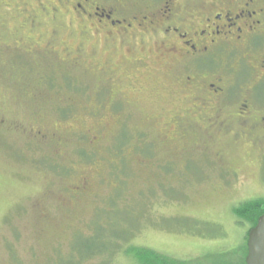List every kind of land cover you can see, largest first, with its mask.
Here are the masks:
<instances>
[{"label": "rangeland", "instance_id": "374dc122", "mask_svg": "<svg viewBox=\"0 0 264 264\" xmlns=\"http://www.w3.org/2000/svg\"><path fill=\"white\" fill-rule=\"evenodd\" d=\"M67 5L0 0V264H139L132 245L237 264L212 256L247 242L261 136L236 144L153 43L92 34Z\"/></svg>", "mask_w": 264, "mask_h": 264}, {"label": "flooded vegetation", "instance_id": "af4514ba", "mask_svg": "<svg viewBox=\"0 0 264 264\" xmlns=\"http://www.w3.org/2000/svg\"><path fill=\"white\" fill-rule=\"evenodd\" d=\"M61 1L92 34L134 40L141 52L146 40L153 43L160 63L168 61L184 69L185 85L204 91L198 99L201 104H216L214 120L234 130L236 144L242 134L261 136L256 148L262 158L264 0ZM212 59L218 66L215 81L203 82L204 87L194 84L195 78L209 74ZM179 120L186 125V120Z\"/></svg>", "mask_w": 264, "mask_h": 264}, {"label": "trees", "instance_id": "16d2710c", "mask_svg": "<svg viewBox=\"0 0 264 264\" xmlns=\"http://www.w3.org/2000/svg\"><path fill=\"white\" fill-rule=\"evenodd\" d=\"M263 211L264 198L243 202L235 208L236 217L240 220L239 223L244 224L247 222L250 226V229L257 224L258 218L263 213ZM248 233L246 235V240L248 239ZM247 252L248 248L246 242L242 247H238L229 253L213 254L212 257L221 258L232 254L234 256L229 258L226 263L235 261L236 257H239L237 264H246L245 258ZM126 253L128 255L135 256L134 258L135 260H138L136 261L139 262V264H202L201 258L186 261L145 246L132 245L129 247V250L126 251Z\"/></svg>", "mask_w": 264, "mask_h": 264}, {"label": "water", "instance_id": "95a60500", "mask_svg": "<svg viewBox=\"0 0 264 264\" xmlns=\"http://www.w3.org/2000/svg\"><path fill=\"white\" fill-rule=\"evenodd\" d=\"M247 248L246 264H264V211L249 231Z\"/></svg>", "mask_w": 264, "mask_h": 264}]
</instances>
